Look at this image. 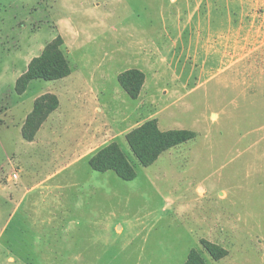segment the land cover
<instances>
[{
  "label": "rangeland",
  "instance_id": "374dc122",
  "mask_svg": "<svg viewBox=\"0 0 264 264\" xmlns=\"http://www.w3.org/2000/svg\"><path fill=\"white\" fill-rule=\"evenodd\" d=\"M153 119L193 137L144 165ZM263 205L264 0H0V264H264Z\"/></svg>",
  "mask_w": 264,
  "mask_h": 264
},
{
  "label": "trees",
  "instance_id": "16d2710c",
  "mask_svg": "<svg viewBox=\"0 0 264 264\" xmlns=\"http://www.w3.org/2000/svg\"><path fill=\"white\" fill-rule=\"evenodd\" d=\"M55 63L49 65H41L34 72V77H44L47 79L59 78L69 73V68L65 60L58 59L55 54ZM50 66L52 70H50ZM136 70H130L120 75V81L124 88L132 96H137L142 80L137 78L128 82V77L136 76ZM31 76V77H33ZM28 77L29 79L31 78ZM27 78V79H28ZM193 137V132L187 130H168L161 131L158 129L155 119L146 121L143 125L133 130L127 135L128 142L137 153L141 162L144 165L152 164L158 156L165 150L183 143ZM91 164L94 168L99 170L114 169L123 179H132L134 176L132 167L125 155L120 152L118 145L113 144L102 149L91 159Z\"/></svg>",
  "mask_w": 264,
  "mask_h": 264
},
{
  "label": "crops",
  "instance_id": "0c3cea01",
  "mask_svg": "<svg viewBox=\"0 0 264 264\" xmlns=\"http://www.w3.org/2000/svg\"><path fill=\"white\" fill-rule=\"evenodd\" d=\"M242 94H244V98L246 99L245 101L247 102L246 104L252 106L253 108H256L255 105L257 104V102H256L257 101V97H256L255 93L254 92H251V91H248L247 93H242ZM260 106H262V105H260ZM257 128L260 129L262 127H257ZM250 134H252L251 131L250 132H246V133L239 134L238 141H241L242 139H245ZM209 148L211 149V146H209ZM194 159H195V157H194ZM224 193H226V196L229 194V192L227 190H225ZM259 210H260V212H258V213H246L245 214V219H244L245 220V223L248 222L247 221L248 217L256 220V224L261 223L260 220H264V219H260V217L263 218V215H264V205ZM261 239L264 241V237H262Z\"/></svg>",
  "mask_w": 264,
  "mask_h": 264
}]
</instances>
